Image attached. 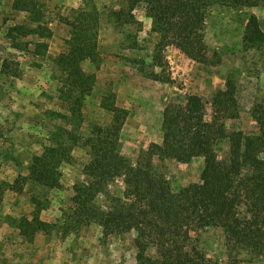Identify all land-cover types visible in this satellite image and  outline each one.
Wrapping results in <instances>:
<instances>
[{"label": "rangeland", "instance_id": "obj_1", "mask_svg": "<svg viewBox=\"0 0 264 264\" xmlns=\"http://www.w3.org/2000/svg\"><path fill=\"white\" fill-rule=\"evenodd\" d=\"M257 1L258 7H209L205 28L208 63L203 64L152 31L145 5L134 12L140 26L116 23L112 12L126 8L125 0H34L36 11L44 19L40 22L33 21L30 13L16 11L15 0H0V264H137L134 232L106 238L103 229L93 224L63 234L64 214L72 206L74 186L85 181L83 170L91 162L87 144L90 131L95 125L109 127L114 121H122V154L138 166L152 144L162 143L167 106L180 107L188 96L198 95L207 102V120L211 121V99L232 79L240 116L226 121V128L229 133L257 135L253 112L256 106L264 107V44L251 47L245 43L246 25L252 15L259 19L264 32V0ZM19 24L31 29L41 24L52 34L29 37V49L21 52L12 48L7 37L9 28ZM80 38L90 47L94 43L91 38L97 39L98 62L83 64L96 80L78 116L64 101L67 74L55 61L68 54L70 44ZM39 43H46L48 49L38 50ZM152 72L171 83L147 77ZM116 109L125 113L116 115ZM54 140L69 142L70 157L57 167L60 188L44 191L21 177L31 178L34 158L48 148H57ZM230 147L229 139L218 142L220 160L229 158ZM154 165L175 193L200 184L205 168L202 157L190 163L156 158ZM109 189L120 194L123 180ZM33 196L37 201H32ZM99 200L105 201L103 196ZM8 216L25 217L34 223L37 217L40 226L35 223L20 231L19 221L13 227L2 225ZM41 222L55 229L36 233L37 227L43 229ZM197 244L212 264L229 263L221 229L204 232ZM155 254L156 250L150 249L149 255ZM239 259L240 264H264V258L245 253Z\"/></svg>", "mask_w": 264, "mask_h": 264}, {"label": "trees", "instance_id": "obj_2", "mask_svg": "<svg viewBox=\"0 0 264 264\" xmlns=\"http://www.w3.org/2000/svg\"><path fill=\"white\" fill-rule=\"evenodd\" d=\"M125 1L126 8L112 12L117 24L142 26L134 12L145 5L153 22L152 31L190 59L203 64L208 63L205 28L209 7L216 4L259 6L257 0ZM35 7L34 0L14 2L16 11L30 13L35 22L43 21ZM39 25L36 29L21 24L10 27L7 37L12 48L24 52L31 45L26 41L29 37L51 36L49 28ZM83 28L89 33L87 26ZM91 40L94 41L91 47L84 39L76 40L70 44L69 53L55 61L67 74L64 101L70 112L78 116L85 97L91 93V83L96 80L95 74L86 72L83 67L86 61L98 62L97 39ZM245 43L251 47L264 44V32L255 15L246 25ZM36 48L46 51L48 45L39 43ZM147 77L171 83L169 78L156 72ZM210 106L211 121L207 120V102L198 95L188 96L180 107L167 106L163 113L162 143L152 144L138 166L122 154L119 141L122 121H114L109 127L95 125L87 139L91 162L83 170L85 181L74 186L72 206L64 214L63 234L96 224L103 229L106 238L134 232L137 264H212L198 246V238L208 230L221 229L226 238L228 264H240L239 256L243 253L252 258H264V107L254 109L253 118L259 133L249 136L242 131L229 133L226 128V121L240 116L237 87L232 79L214 94ZM114 112L120 115L123 111ZM224 139L230 141V155L227 160H220L216 146ZM68 143L54 140L57 148H48L41 157H35L29 169L31 178L21 179L33 181L40 190L59 189L57 167L69 160L71 146ZM199 157L205 162L202 182L178 193L154 165L156 158L190 163ZM117 180H123L124 184L120 194L109 189ZM14 189L8 187V190ZM102 196L103 202L99 200ZM36 199L32 197V201ZM8 217L2 225L13 227L19 221L20 231L35 223L40 226L37 217H34L35 223L25 217ZM41 226L43 229L37 227L36 233L55 229L48 223L41 222ZM150 249L156 250L154 256L149 255Z\"/></svg>", "mask_w": 264, "mask_h": 264}]
</instances>
